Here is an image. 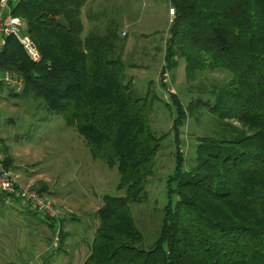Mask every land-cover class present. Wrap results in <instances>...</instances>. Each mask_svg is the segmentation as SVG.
<instances>
[{
  "label": "trees",
  "instance_id": "16d2710c",
  "mask_svg": "<svg viewBox=\"0 0 264 264\" xmlns=\"http://www.w3.org/2000/svg\"><path fill=\"white\" fill-rule=\"evenodd\" d=\"M169 2L174 17L162 85L165 75L184 62L191 101L185 107L171 95L178 112L172 126L176 165L153 249L142 248L130 206L145 200L166 135L151 129L153 93L134 97L120 26L109 21L103 33L95 29L83 37L81 17L89 0L11 3V15L22 21V33L36 46L40 61L33 62L14 36L5 37L1 76L21 79L23 88L19 95L0 79V90L62 115L95 160L118 169V190L125 195L103 197L83 264H264V0ZM88 19L97 20L91 10ZM219 71L229 79L204 81L206 74ZM200 116L210 119L212 129L198 140L186 168L182 131L189 117L198 122ZM44 222L51 230L58 227ZM61 228L60 245L67 235Z\"/></svg>",
  "mask_w": 264,
  "mask_h": 264
},
{
  "label": "rangeland",
  "instance_id": "374dc122",
  "mask_svg": "<svg viewBox=\"0 0 264 264\" xmlns=\"http://www.w3.org/2000/svg\"><path fill=\"white\" fill-rule=\"evenodd\" d=\"M170 9L169 0H89L81 17L85 38L95 29L103 33L109 21L120 26L126 45L125 73L133 82L134 97L151 92L156 97L151 129L166 137L154 160L145 200L130 206L144 250L154 248L170 201L167 183L174 173L177 153L172 126L178 116L171 95L185 107L191 101L184 62L165 75L166 87L162 85L165 44L174 17ZM90 10L95 22L88 19ZM206 78L211 85L227 81L229 76L219 71L206 74ZM11 91L0 90V151L7 156L8 169L20 187L38 191L66 212L65 226L62 220L59 225L67 235L60 245V237L55 241L58 227L51 230L43 216L29 211L23 202L0 197V264H83L98 227L97 212L103 197L125 195L118 190V169L95 160L76 128L68 126L62 115L46 111L33 99L14 98ZM201 117L198 122L189 117L182 131L186 168L195 158L198 140L212 129L210 119ZM175 202L172 200L173 205Z\"/></svg>",
  "mask_w": 264,
  "mask_h": 264
},
{
  "label": "built area",
  "instance_id": "2783aa9c",
  "mask_svg": "<svg viewBox=\"0 0 264 264\" xmlns=\"http://www.w3.org/2000/svg\"><path fill=\"white\" fill-rule=\"evenodd\" d=\"M18 0H1L0 2V53L5 44V37L14 36L28 57L35 63L40 61V56L36 46L32 43L29 37L22 33V21L11 15L10 4ZM171 16L174 11L170 9ZM126 34L123 33V36ZM1 81L9 88L17 91L22 90L23 81L9 74L1 76ZM17 177L6 168L5 156L0 151V193L6 195L9 199L23 202L29 211L41 214L43 219L56 222L60 228L59 221L66 217V212L50 202L46 201L38 191L29 188L20 187L17 182ZM55 241H59V231L56 233Z\"/></svg>",
  "mask_w": 264,
  "mask_h": 264
}]
</instances>
